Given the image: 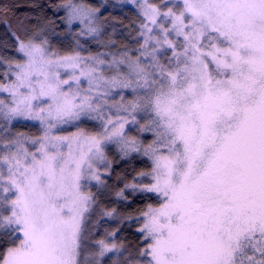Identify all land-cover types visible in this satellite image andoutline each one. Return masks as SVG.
Here are the masks:
<instances>
[{"label":"snow or ice","instance_id":"snow-or-ice-1","mask_svg":"<svg viewBox=\"0 0 264 264\" xmlns=\"http://www.w3.org/2000/svg\"><path fill=\"white\" fill-rule=\"evenodd\" d=\"M138 7L136 49L59 55L36 32L16 37L22 61L0 58V264H101L108 253L112 264H264V0ZM68 8L81 35L101 34L92 10ZM16 121H37L40 134ZM108 145L151 161L138 174L151 182L117 196L131 188L159 203L141 213L135 251L100 240L84 254L95 201L83 189L106 187Z\"/></svg>","mask_w":264,"mask_h":264},{"label":"trees","instance_id":"trees-1","mask_svg":"<svg viewBox=\"0 0 264 264\" xmlns=\"http://www.w3.org/2000/svg\"><path fill=\"white\" fill-rule=\"evenodd\" d=\"M69 1L72 0H0V58L6 62L17 61L16 37L26 40L28 36L36 32H41V36L46 38L49 37L51 45L56 47L60 53L79 50V47L74 45V40L65 44L61 41L57 42L56 39L60 35L74 36L72 32L76 30V27L65 24L61 9V6ZM79 1L99 11L104 32H113L120 38L124 34L131 36V19L137 23L142 18L141 12L136 11L135 7L118 4L113 0ZM104 47L121 49L120 46L110 42L106 43ZM90 48L93 52L100 50L99 46L93 45ZM5 64H0V81L3 80ZM21 128H27L29 134H37L40 129L36 124L15 123L16 131ZM148 169V160L136 155L113 161V166L106 179L107 195H101L99 199H95V203L90 204L85 215L87 225L94 223L97 225L93 230L95 238L109 244H123L133 251L142 244V234L139 232L143 223L141 213L147 210L148 205L156 206L159 203L157 195L154 193L133 194L125 190V199L117 196L116 193L124 188L126 183H131L141 171ZM99 209L101 211H98ZM112 209H115L112 216L105 214ZM113 232H115L114 236L111 235ZM93 248L98 249V245L97 247L96 244L93 245ZM112 258L117 257L112 255ZM104 263L112 264V259L106 260Z\"/></svg>","mask_w":264,"mask_h":264},{"label":"rangeland","instance_id":"rangeland-1","mask_svg":"<svg viewBox=\"0 0 264 264\" xmlns=\"http://www.w3.org/2000/svg\"><path fill=\"white\" fill-rule=\"evenodd\" d=\"M113 1L115 3H118V4L122 3L124 5H131V6L135 7L136 11H139V12H141V10L138 7V5L144 3V0H136L135 3H133L132 0H113ZM149 2H151V3H159V0H149ZM69 4L74 5V6H78V7L83 8V9H89V10H92L94 12V15H95V21L94 22H95V24L99 25L101 27V29H102L101 34L98 37H93L91 35H81V33L83 31H86L87 25L85 23H81L79 19H74V20H72L71 23H69V21H68V16H69V11H70L69 8H68ZM61 9L63 10L65 24H67L69 26L76 27V30L74 32H72L74 36H71V35H60V36H57L56 37L57 42L60 43V41H61V42H64L65 44H67V42L71 43L74 40L75 41L74 45L79 47L78 48L79 50H77V51L82 56L96 55L97 53H121L126 48L127 49H136V48L139 47V45L136 43V41H137V39H139V37H138L139 24H140V21L143 19V17L137 23H136V21H133L131 19V21H132V26L130 27L131 36H128V35L124 34L120 38V37L115 36V34L113 32H111V33L108 32V31L104 32L103 28H102L103 25L101 24L100 17H99V11H96L97 9L91 8V7H89L88 5L84 4L83 2H81L79 0H72V1L66 2L65 4H63L61 6ZM134 28H135V30H134ZM41 37L44 38L45 36H41ZM47 39L49 41L48 47L52 51L58 53L59 55H67V54H72L73 53V52H71V53H60L58 50H56L57 49L56 47L51 45L50 38L48 37ZM77 41H79V45L77 44ZM109 42L113 43V44H115L117 46H120L121 49H116V48L112 49L110 47L109 48L108 47L107 48L104 47V45L106 43L108 44ZM93 45L94 46H99L100 50L93 52L91 50V48H90ZM17 48H18V42H17ZM108 58L111 59V56H109ZM23 59H24L23 54L18 52V60L22 61ZM6 68H7V64H5L4 72L6 71ZM6 95H7L6 93H0V97H6ZM17 122H20V123H23V124H29V125L30 124H36L39 127V123L37 121H16L14 123H17ZM25 126L28 128L27 125H25ZM81 126L84 127L88 131L95 132L99 128V121H87ZM27 128H21L18 131L28 133V131L26 130ZM75 130L76 129L73 128V127H67V132H63L61 134H65L66 135L69 132H72V131H75ZM39 134H40V129H39L37 134H29V135H39ZM130 135H137V133L133 129L130 132ZM151 138L152 137H151L150 133L141 134V139H143L145 141V143L150 142ZM107 154H108L109 160L112 161L111 167L113 166V161L114 160L127 159V158H130V157L135 156V155L138 156V157L146 158L148 160V163H149V169L151 167V161L148 159V157L143 156L140 153L132 152L127 157H121V154L117 151L115 145H108ZM110 170H111V168L108 169L107 172H105L103 167L101 166L100 171L103 173L102 179L104 181H106ZM133 182L148 184L151 181H150V178L139 177V175H136L135 176V180H133L131 183H133ZM131 183H129V184H131ZM125 190H127V191H129V192H131L133 194H136V193H149V192H141L139 190H133L131 188H128V189H125ZM83 191L85 193L91 192L92 194H94V201H95V199H99V197L101 195H107V182H106V187H102V186H98L96 181L93 180V181L90 182V184L88 186H86L83 189ZM98 211H101V209H99ZM85 215H86V213L84 214V219H83V222H82L81 245H82V250H83L84 254H87V253L92 252V251L95 250L93 248V245L96 244V247H97V245H98L97 241H100V240H99V238H95L94 235H93L94 234L93 230L96 229L97 225L95 223L87 225V220H86ZM96 250H98V249H96ZM112 255H114V253L106 254V256L102 258L101 264H105L104 262L106 260L113 259Z\"/></svg>","mask_w":264,"mask_h":264}]
</instances>
